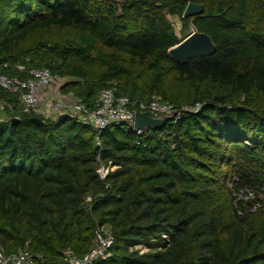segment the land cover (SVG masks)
<instances>
[{"label":"trees","instance_id":"1","mask_svg":"<svg viewBox=\"0 0 264 264\" xmlns=\"http://www.w3.org/2000/svg\"><path fill=\"white\" fill-rule=\"evenodd\" d=\"M188 3L203 12L182 17ZM190 28L215 51L178 63L168 50ZM17 64L68 79L61 92L89 109L109 87L131 102L157 94L200 107L158 130L124 123L97 135L22 113L0 89L12 107L0 120L6 253L82 257L103 227L113 245L92 264H264V0H0V74L26 79Z\"/></svg>","mask_w":264,"mask_h":264},{"label":"built area","instance_id":"2","mask_svg":"<svg viewBox=\"0 0 264 264\" xmlns=\"http://www.w3.org/2000/svg\"><path fill=\"white\" fill-rule=\"evenodd\" d=\"M16 69L26 74V79L16 76H7L0 74V89L17 94L20 100L22 113H38L45 118H57L66 116L72 119L80 120L84 123L93 125L100 135L103 130L109 126H118L127 124L128 127L141 134L140 130L132 128L135 111L146 112L151 117L172 116L170 122H175L183 112H196L199 104L193 107H183L176 109L173 104L164 102L157 94L151 96L147 103L131 102L127 96H117L114 88L102 89L95 101L92 109L87 108L71 95L62 99L58 97L60 87L56 89L51 86L55 77L47 68H32L27 70L23 64H17ZM56 97H53L52 95ZM68 100V101H67ZM137 106V108H135ZM45 107V110L43 108ZM9 109L12 111L11 104L0 100V120L3 119V113ZM137 109V110H136ZM99 144L98 137L96 138ZM116 166L111 163L107 165L100 164L97 169L98 177L104 180L107 174L113 171ZM252 197L249 192L244 199ZM90 201V197L86 202ZM113 236L108 229L98 227L94 231V241L89 250L82 256L76 257L71 250H65L59 264H92L98 258H105L109 255V250L113 245ZM43 259L40 254H34L27 246L20 248L17 252L8 254L0 245V264H42Z\"/></svg>","mask_w":264,"mask_h":264},{"label":"water","instance_id":"3","mask_svg":"<svg viewBox=\"0 0 264 264\" xmlns=\"http://www.w3.org/2000/svg\"><path fill=\"white\" fill-rule=\"evenodd\" d=\"M203 12L202 4L188 3L182 17L200 15ZM215 51V45L211 38L203 32L193 30L182 39L176 46L168 50V54L178 63H185L189 59L207 56ZM172 120V116L151 117L146 112L135 111L132 128L146 132L147 130H158ZM47 264H59L49 262Z\"/></svg>","mask_w":264,"mask_h":264},{"label":"rangeland","instance_id":"4","mask_svg":"<svg viewBox=\"0 0 264 264\" xmlns=\"http://www.w3.org/2000/svg\"><path fill=\"white\" fill-rule=\"evenodd\" d=\"M169 20H170V22L172 23V25H173V27H174L175 32L177 33V35H178L179 37H183L185 34H182V33H181V28H182V26H181V24H180L179 19H178L177 17H170V16H169ZM189 31L192 32L193 29L190 28V30H188L186 33H189ZM180 33H181V35H180ZM67 80H68V79L55 78V80H54V82H52L51 86H53V87H55L56 89H58V87H60V86H61L63 83H65ZM59 95L61 96L62 99H65V97H67L68 95H71V96H73L74 98L77 99V97H76L74 94H72L71 92H69V93H63V92H61V90H60V92L58 93V97H60ZM52 96H53V97H56L54 94H53ZM67 101H68V100H67ZM43 110H45V107L43 108ZM137 249H139V250H141V251L145 250L144 248H137Z\"/></svg>","mask_w":264,"mask_h":264}]
</instances>
